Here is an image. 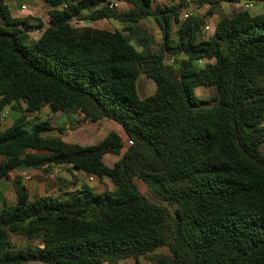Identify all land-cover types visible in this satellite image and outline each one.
I'll return each mask as SVG.
<instances>
[{
    "label": "trees",
    "instance_id": "trees-1",
    "mask_svg": "<svg viewBox=\"0 0 264 264\" xmlns=\"http://www.w3.org/2000/svg\"><path fill=\"white\" fill-rule=\"evenodd\" d=\"M42 1L50 23L31 41L27 20L0 0V110L17 113L0 132V179L17 169L49 175L70 165L115 190L81 182L73 192L30 199L15 183L16 204L0 212V264H139L142 257L153 264H264V12L222 16L205 38L207 18L242 0H192L208 8L186 18L176 0L156 7L154 0H127L123 12L109 9V0ZM81 16L123 27L71 23ZM148 19L161 33L156 50L141 27ZM168 54L185 55L177 69ZM201 59L214 61L197 68ZM142 75L157 86L145 98ZM202 87L216 89L210 105L196 93ZM45 107L114 122L129 144L115 131L91 145L50 136L69 127L31 123ZM111 154L120 156L112 167L104 162ZM13 235L39 243L19 246Z\"/></svg>",
    "mask_w": 264,
    "mask_h": 264
},
{
    "label": "rangeland",
    "instance_id": "rangeland-1",
    "mask_svg": "<svg viewBox=\"0 0 264 264\" xmlns=\"http://www.w3.org/2000/svg\"><path fill=\"white\" fill-rule=\"evenodd\" d=\"M110 1H114V2H118L119 3V7L117 8V11L123 12L129 9L130 5L128 4L127 0H110ZM172 2L170 0H154V7L160 5H171ZM173 4L175 5H181V12L182 14H184L186 11H197L200 15H203L204 13H206L207 11V6L199 9L197 8V6L193 3L192 0H176L175 2H173ZM246 4H250V7L248 10V12H250L253 15L259 14L261 13V10H259L256 6H254L253 1L252 0H242L239 4H229V3H223L220 6V9H218V11L214 14V16L212 17H208L207 18V23L210 29L208 31L205 30V32L203 31V37L205 38H209L213 35L214 30H215V26L217 21L219 20L220 17L222 16H230L232 14H234L235 12L239 11V10H246L245 9V5ZM103 26L100 25V27H103L102 29H110V30H114L116 29H121L123 27V24L120 23L117 20L114 19H110L109 22L103 20ZM73 24H77L76 22H73ZM81 27V26H80ZM141 27L145 30H147L148 34L153 38L152 43L150 45V47L153 50H156L158 48L159 41L161 39V33L160 31L157 29L155 22L153 21V19H148L146 20L143 24H141ZM26 30H29L28 27H24ZM176 26L174 27L172 33H171V38L172 41L174 43L177 42V36H176ZM101 29V28H100ZM40 37L39 34L35 33L32 35L31 40H37ZM133 43L136 44V38L135 36H131ZM137 45V44H136ZM138 49L141 50V47L137 46ZM178 57L179 55H167L166 56V62L168 63V59L172 58V57ZM185 58V56H184ZM169 64V63H168ZM180 64V63H179ZM179 64H174L172 65L174 68L178 67ZM180 66V65H179ZM156 84L155 82L150 79L148 76L146 75H142L138 81V91L139 94L142 98L151 96L152 94H154L156 92ZM196 93L198 94L199 98L202 100H205L206 104H211V97L216 93V89L215 87H202V88H198L196 89ZM46 111L44 113H41V116L38 117V120L41 121H51L52 124L55 127H59L60 125H64L65 127H69L68 130H66L64 137L70 141V142H81V145H86L88 143H92L95 142L96 139L101 138L102 135L104 136V134L107 132L109 133L110 131H121L124 133V131L122 130L123 128L114 123V122H110L108 120H100L97 123L95 122H91L88 121L86 119H84L82 116H77L76 114H61L58 113V116L53 115L50 112L49 107H45ZM10 111V110H8ZM51 113V114H50ZM50 114V115H48ZM17 116V113H15L14 111L11 112L10 117L11 118H15ZM34 120H37L34 119ZM33 120V121H34ZM28 130L32 129V124L30 123V125L27 126ZM101 133V135H100ZM117 133V132H116ZM51 134H56L58 135L59 132L57 130H54ZM124 135V134H123ZM97 137L95 140L94 138ZM89 139V140H87ZM124 142L128 145L129 144V138L126 136L125 134V139ZM80 144V143H77ZM91 145V144H88ZM120 158V156L115 155V154H111L108 155L106 158V163L109 164L110 166H113V164L118 161ZM56 168V167H54ZM53 168V169H54ZM52 169V170H53ZM22 170V169H19ZM30 170H37V169H30ZM59 171L61 172H65L64 168H61ZM43 174L45 175V173L43 172ZM78 181L76 178L71 177L70 183L71 186L66 188V186H64L63 182H59L55 179V183H52L51 179L47 178V191H49L50 193L54 190L53 185H59L60 187V192L57 191V193L61 194L63 191H67V192H73L74 189H76V186L78 184ZM89 183L91 184V186H94V189L97 191H102V190H110V191H114L115 188L114 186L111 184V182L109 180L105 181H89ZM135 183L138 186L139 190L141 193L151 197L152 196V192L150 191L149 187L147 184H145L144 182H142L141 180L135 179ZM53 194V193H52ZM172 211V209H170ZM12 241L14 244L19 245V246H26L28 244H38L39 241L38 240H29L26 237H22V236H18V235H13L12 236ZM150 258V257H149ZM147 257H142L140 259V263L139 264H153V262ZM32 264H37V263H32ZM116 264H136V261L134 259H127V260H123L120 261Z\"/></svg>",
    "mask_w": 264,
    "mask_h": 264
},
{
    "label": "crops",
    "instance_id": "crops-1",
    "mask_svg": "<svg viewBox=\"0 0 264 264\" xmlns=\"http://www.w3.org/2000/svg\"><path fill=\"white\" fill-rule=\"evenodd\" d=\"M252 1L254 3L253 5L256 6L259 10L262 9L261 13L264 12V2L258 1V0H252ZM5 2L8 5L9 10H10L13 17L27 20L28 29H29L27 31H28L30 40H31L32 35L35 33H37L41 36L44 29H46L49 26V23H50L49 11L51 10V8L49 5L44 3L42 0H5ZM111 2L114 3V1L109 0V2L107 3V6ZM116 3H118V2L116 1ZM89 12H91V11L85 10L82 13V15L85 16ZM192 12H194V11H192ZM103 20L104 19L97 20V21H89V20H85L81 16L79 18H73L71 23L76 22L77 27L90 26L93 28H97V29L101 28L102 29L103 27H100V25L103 26V23H102ZM105 21L109 22V20H105ZM207 26H209V25L207 24ZM204 32H205V30H204ZM31 41H36V40H31ZM178 55H179L178 57L176 56V57L169 58L168 63L171 65H174V64L176 65V64L180 63L179 65H181L185 55L184 54H178ZM213 61L214 60L201 59V60H198L195 62V66L197 68H203L206 64L212 63ZM179 65H178V67H179ZM8 110H10V111H8ZM45 111H46V108H44L41 112H39L37 114L30 115L31 123L41 121V120H38V117L41 116V113H44ZM11 112H13V110L10 107H7V108H4L3 110H0V132L5 130L6 128L10 127L13 124L14 119L10 117ZM50 114H48V115H50ZM61 114L67 115V114H71V113H61ZM2 115L4 116L3 118L1 117ZM53 115L58 116V113L53 114ZM36 118H37V120H34ZM97 122H95V123H97ZM59 127H65V126L60 125ZM53 131L49 132L48 135L53 136V137H60L65 142L80 143L81 144V142H78V141L77 142L76 141L75 142L68 141L64 137V134L66 131L63 132L62 134L59 133L58 135L51 134ZM116 132L123 139H125V132L124 133L121 131H116ZM107 134L108 133L106 132L104 134V136L102 135V137L98 138V139H96L97 137H95L94 138V140L96 139L95 142L88 143V144H96V143L100 142L101 140L104 139V137ZM100 135H101V133H100ZM87 140H89V139H87ZM88 144H86V145H88ZM106 158H107V156L104 157L105 164H107ZM2 159H3V157L0 156V161ZM107 165L110 166L109 164H107ZM110 167H112V166H110ZM61 168H64L65 172L59 171ZM71 177L79 180L76 188L79 187L81 182H84V183L88 184L89 186H91V184L89 183V176L82 171L71 169L70 165H63V166L56 167L50 172L49 175H44L41 170H36V171L30 170V169L14 170L13 172H11L10 177L8 179H0V212L3 211L8 206H14L16 204L17 196L15 193V183H20V184L24 185L28 190V193L30 195V199H36V198L48 193V191H47V178L51 179L52 183H55V179L59 182H63L64 186H66V188H68L72 184V183H70ZM104 181L106 182V180H104ZM53 187H54L53 188L54 190L51 193L59 194V193H57V191L60 192L59 185L56 184V185H53ZM91 187L94 188V186H91Z\"/></svg>",
    "mask_w": 264,
    "mask_h": 264
},
{
    "label": "built area",
    "instance_id": "built-area-1",
    "mask_svg": "<svg viewBox=\"0 0 264 264\" xmlns=\"http://www.w3.org/2000/svg\"><path fill=\"white\" fill-rule=\"evenodd\" d=\"M118 6H119V4L116 3V2H114V3L111 2V3L108 4V8H109V9H117ZM244 7H245V9L247 10V9H249L250 4H246ZM191 12H192V11H186V12L184 13L183 18L188 17V16L191 14ZM209 29H210L209 26H206V27H205V30H206V31H208ZM124 34L127 35V36H129V33H128L127 31L124 32ZM1 117L3 118L4 116L2 115ZM95 180L98 181V179H96V178H94V177H89V181H95Z\"/></svg>",
    "mask_w": 264,
    "mask_h": 264
}]
</instances>
